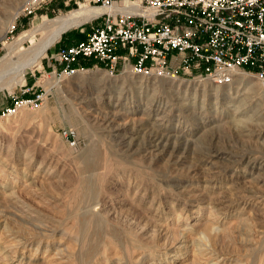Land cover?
<instances>
[{
    "label": "rangeland",
    "instance_id": "rangeland-1",
    "mask_svg": "<svg viewBox=\"0 0 264 264\" xmlns=\"http://www.w3.org/2000/svg\"><path fill=\"white\" fill-rule=\"evenodd\" d=\"M24 1L0 0V108L47 94L0 118V264H264V81L168 96L179 81L124 74L107 96L84 81L94 68L57 79L45 55L20 81L19 49L45 32L20 36L82 6L53 0L9 26Z\"/></svg>",
    "mask_w": 264,
    "mask_h": 264
},
{
    "label": "built area",
    "instance_id": "built-area-1",
    "mask_svg": "<svg viewBox=\"0 0 264 264\" xmlns=\"http://www.w3.org/2000/svg\"><path fill=\"white\" fill-rule=\"evenodd\" d=\"M53 0H28L30 14ZM102 10L85 36L45 54L47 73L69 78L88 69L227 85L238 73L264 81V0H60ZM117 4L118 6H115ZM90 70V69H89ZM12 96L0 118L36 109L45 90ZM72 136L69 132L68 136ZM72 143V142H71Z\"/></svg>",
    "mask_w": 264,
    "mask_h": 264
},
{
    "label": "bare ground",
    "instance_id": "bare-ground-1",
    "mask_svg": "<svg viewBox=\"0 0 264 264\" xmlns=\"http://www.w3.org/2000/svg\"><path fill=\"white\" fill-rule=\"evenodd\" d=\"M27 1L28 0L24 1L23 4L17 6L14 9L15 11H14V13L11 14V17H10V19H11L10 23L11 24L9 23V26H11L13 24L16 16L19 13L22 12V9H23V7H24V5L26 4ZM133 3H134V0H124V1H121V4H118V5H122L124 7H131V5H133ZM81 5L82 6L80 8L75 9V10H73L72 12H70V13H68L66 15H61V16H57V17H54V18H49V19H46V20H43V21L35 22V25L33 26V28H31L29 31H27V33L25 35H21L20 36V39L18 41H21L22 39H25L26 37H29L32 40V38L34 37L35 32H45L38 42H33L32 41L31 45L29 46V48L27 50L19 49V51L17 53V60H16L15 66H17V68H19V73L20 74H19L18 78H19L20 81L23 80L24 69L25 68H31L32 66L37 64L39 62V60L41 59V57H43L45 55L46 50L48 48H50L55 41L58 40L59 36L62 33H64L69 28L81 25L85 21L90 20L92 17H94V16L98 15L100 12H102V10L99 9V8L91 7V6H88L86 4H81ZM118 5L115 4V6H118ZM3 33H4V30L0 34L1 37L3 36ZM4 69H5V66L3 64L2 66H0V72L1 71L3 72ZM87 70L88 69H85V70H83L81 72H78V73H83L84 71H87ZM236 77H237V82L238 83L243 84V85L246 86V88H247L246 90H251L253 92H256L257 90L261 89V87H262L261 86L259 88V86L254 84L252 82V77L250 75H248V74H245V73L236 74L235 77H233L232 82L230 84L225 85V86L233 84V82H234ZM169 80L171 82H176V81L182 82L183 81V80H179L178 78H174V77L173 78L170 77ZM9 81H10V79L6 80V82H3V83L0 82V89L6 88V85L9 84ZM187 83H189V81ZM58 84H57V82H55V84L53 86L58 85ZM164 85H166V84H164ZM58 87H59V85H58ZM236 91H238V90H236ZM153 204H154V202H153ZM96 212H98V211H96ZM162 233H163V231H162ZM216 233H217V231H216ZM175 240H176V238H175ZM4 255H5V253H4ZM217 258H218V256H217ZM198 262H200V261H198Z\"/></svg>",
    "mask_w": 264,
    "mask_h": 264
},
{
    "label": "water",
    "instance_id": "water-1",
    "mask_svg": "<svg viewBox=\"0 0 264 264\" xmlns=\"http://www.w3.org/2000/svg\"><path fill=\"white\" fill-rule=\"evenodd\" d=\"M85 79L84 81L94 84V83H100L101 84V90L103 94H106L107 96L114 95V94H119L123 87V83L125 82V79L122 77L124 74H110L107 71L103 70H91L90 72L86 73L84 76ZM182 82L177 83H170L164 82V86L168 87L167 89V95L171 96H177V93L182 92V91H189V90H194L196 88L195 81L193 80H187V79H182ZM189 81V83H187ZM174 99H179L178 97H175Z\"/></svg>",
    "mask_w": 264,
    "mask_h": 264
},
{
    "label": "trees",
    "instance_id": "trees-1",
    "mask_svg": "<svg viewBox=\"0 0 264 264\" xmlns=\"http://www.w3.org/2000/svg\"><path fill=\"white\" fill-rule=\"evenodd\" d=\"M90 66V64L89 63H86V66L85 67H89Z\"/></svg>",
    "mask_w": 264,
    "mask_h": 264
},
{
    "label": "crops",
    "instance_id": "crops-1",
    "mask_svg": "<svg viewBox=\"0 0 264 264\" xmlns=\"http://www.w3.org/2000/svg\"><path fill=\"white\" fill-rule=\"evenodd\" d=\"M45 66H47V67H48V66H49V65H48V63H45Z\"/></svg>",
    "mask_w": 264,
    "mask_h": 264
}]
</instances>
